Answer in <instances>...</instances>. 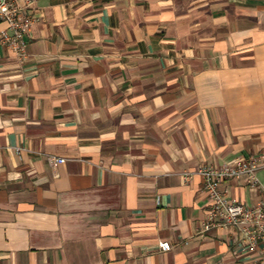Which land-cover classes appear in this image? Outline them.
<instances>
[{
	"label": "crops",
	"instance_id": "crops-1",
	"mask_svg": "<svg viewBox=\"0 0 264 264\" xmlns=\"http://www.w3.org/2000/svg\"><path fill=\"white\" fill-rule=\"evenodd\" d=\"M34 13L24 61L0 44V264H256L236 226L200 233L195 172L264 149V0ZM222 189L263 199L245 180Z\"/></svg>",
	"mask_w": 264,
	"mask_h": 264
},
{
	"label": "built area",
	"instance_id": "built-area-1",
	"mask_svg": "<svg viewBox=\"0 0 264 264\" xmlns=\"http://www.w3.org/2000/svg\"><path fill=\"white\" fill-rule=\"evenodd\" d=\"M34 5L35 0H0V23L6 25V30L0 33V44L10 48L21 61L27 58L26 36L35 21ZM48 161L52 166H58L65 159L48 156ZM262 169L264 149L248 158H237L218 167H201L195 172L204 178L203 190L208 202L200 233L216 227L236 226L247 250L255 256L256 264H264V188L257 176ZM192 174H186L185 178H191ZM230 180H245L251 188L259 189L262 201L250 207L227 198L222 186ZM159 248L168 252L172 245L163 241Z\"/></svg>",
	"mask_w": 264,
	"mask_h": 264
}]
</instances>
